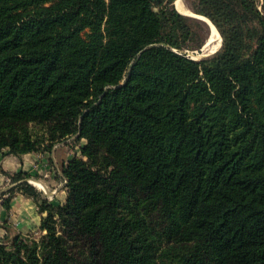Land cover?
<instances>
[{
	"label": "trees",
	"instance_id": "16d2710c",
	"mask_svg": "<svg viewBox=\"0 0 264 264\" xmlns=\"http://www.w3.org/2000/svg\"><path fill=\"white\" fill-rule=\"evenodd\" d=\"M174 1L0 0V152L84 139L0 264H264V0Z\"/></svg>",
	"mask_w": 264,
	"mask_h": 264
},
{
	"label": "crops",
	"instance_id": "0c3cea01",
	"mask_svg": "<svg viewBox=\"0 0 264 264\" xmlns=\"http://www.w3.org/2000/svg\"><path fill=\"white\" fill-rule=\"evenodd\" d=\"M65 142L56 143L49 151L28 152L19 156L0 152V237L3 240L18 233L36 232L41 217L45 215V212H39L31 197L15 188L16 183L11 182L7 174L25 173L29 183L35 185L33 180L41 182L45 195L50 196L52 202L61 204L66 188L60 166L73 155ZM11 189L14 190L11 192ZM10 193L12 196L6 208L4 200Z\"/></svg>",
	"mask_w": 264,
	"mask_h": 264
},
{
	"label": "rangeland",
	"instance_id": "374dc122",
	"mask_svg": "<svg viewBox=\"0 0 264 264\" xmlns=\"http://www.w3.org/2000/svg\"><path fill=\"white\" fill-rule=\"evenodd\" d=\"M183 3L184 5L189 9L187 3L185 0H183ZM209 25V24H208ZM210 27V26H209ZM217 34V33H216ZM209 35H210V32H209ZM218 40V41H217ZM220 41H221V38L219 36V38H214L213 40L209 41V36L205 42V44L200 48V50H193V51H187V55L191 56L192 58H195V59H199V58H202V57H205L211 53H213L215 50H217L220 46ZM216 43V44H215ZM214 46V47H213ZM216 48V49H215ZM33 125V124H32ZM31 125V129L33 128L34 130H36V127L33 126L32 127ZM76 136L77 134L69 137V138H66L64 141L65 144H67L69 146V148L72 150L73 152V155L75 154H78L79 152V145L84 143V139H80L79 141H75L76 139ZM64 141H61V142H64ZM72 155V156H73ZM66 182V180L64 181ZM38 190H40L41 194H40V198H46L48 201H51L52 199H50L51 197L45 195V193L43 192V190L41 189V187L39 186H36L34 185ZM33 233V232H32ZM35 233V232H34ZM36 237H38V233L35 235ZM1 238V237H0ZM7 238V237H5ZM7 242L5 243H9L8 240H6Z\"/></svg>",
	"mask_w": 264,
	"mask_h": 264
},
{
	"label": "bare ground",
	"instance_id": "6f19581e",
	"mask_svg": "<svg viewBox=\"0 0 264 264\" xmlns=\"http://www.w3.org/2000/svg\"><path fill=\"white\" fill-rule=\"evenodd\" d=\"M175 4L177 5V10H179L180 12H183V13H189V10L188 8L184 5L183 3V0H176L175 1ZM176 7V6H175ZM209 23V26H210V35H209V41L213 40L214 38H219V36L216 34V31L214 28V25H212V23L208 20L207 21ZM218 41V40H217ZM216 44V43H215ZM214 47V46H213ZM216 49V48H215ZM33 183L36 185V186H39V187H43V184L37 180H33Z\"/></svg>",
	"mask_w": 264,
	"mask_h": 264
},
{
	"label": "water",
	"instance_id": "95a60500",
	"mask_svg": "<svg viewBox=\"0 0 264 264\" xmlns=\"http://www.w3.org/2000/svg\"><path fill=\"white\" fill-rule=\"evenodd\" d=\"M176 1V0H175ZM175 1L173 2V4H174V7H175ZM176 8V7H175ZM177 9V8H176ZM189 10V13H183V12H181V13H183V14H187V15H192V16H195V17H197V18H199V19H201V20H203V21H205L207 24H209L207 21L209 20V19H207L206 17H204V16H201V15H196L195 13H193L190 9H188ZM179 11V10H178ZM180 12V11H179ZM210 21V20H209ZM211 22V21H210ZM220 36V35H219ZM221 38V37H220ZM220 43H221V41H220Z\"/></svg>",
	"mask_w": 264,
	"mask_h": 264
},
{
	"label": "built area",
	"instance_id": "2783aa9c",
	"mask_svg": "<svg viewBox=\"0 0 264 264\" xmlns=\"http://www.w3.org/2000/svg\"><path fill=\"white\" fill-rule=\"evenodd\" d=\"M41 189L43 190V192H44V188L43 187H41Z\"/></svg>",
	"mask_w": 264,
	"mask_h": 264
}]
</instances>
